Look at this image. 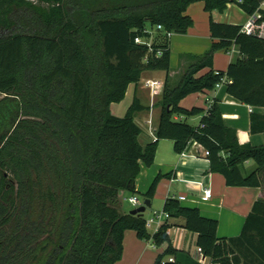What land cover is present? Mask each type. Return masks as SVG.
<instances>
[{"label":"trees","instance_id":"trees-1","mask_svg":"<svg viewBox=\"0 0 264 264\" xmlns=\"http://www.w3.org/2000/svg\"><path fill=\"white\" fill-rule=\"evenodd\" d=\"M198 1L220 13L236 3L247 15L262 2L0 0V264H115L127 229L156 245L168 242L153 264H209L176 248L168 223L151 232L144 214L121 209L123 191L139 193L141 162H154L162 138L171 139L176 152L193 141L207 148L209 170L223 174L226 184L264 189V144L241 143L216 98L206 108L180 103L226 79L233 97L264 106V37L210 16L212 45L170 83L171 37L193 26L187 8ZM234 45L239 58L215 70V52ZM154 70L166 77L154 101L160 107L155 136L143 145L135 116L150 106L137 94L123 115L110 105ZM199 113L198 124L188 122ZM250 131H264V113L251 110ZM249 159L257 166L243 172ZM160 176L145 198H153ZM163 210L184 217L212 263L264 264V197L255 199L240 233L230 236H219L217 218L178 196H167Z\"/></svg>","mask_w":264,"mask_h":264},{"label":"crops","instance_id":"crops-1","mask_svg":"<svg viewBox=\"0 0 264 264\" xmlns=\"http://www.w3.org/2000/svg\"><path fill=\"white\" fill-rule=\"evenodd\" d=\"M199 2L202 1L194 2L187 8V14H189L192 18L193 15L189 9L193 4ZM212 12L215 13L216 11ZM193 21V26H191L186 33L173 34L171 37V70L169 72V80L171 84H176L178 80H180L185 69L193 62L194 56L203 54L212 45L213 40L210 35V31L206 35L207 38L201 39L198 37V35H195L196 30L193 28L195 25L194 18ZM233 23L242 25L244 24L235 22ZM183 42L192 44L191 46L193 48L183 49ZM224 52L231 53V57L228 58L225 63L224 70H226L229 63L236 61L239 56H237L235 59L232 58L233 49ZM175 53L179 55L177 56ZM214 69L222 70V65H214ZM206 71L207 69H204L200 73H205ZM178 75L179 78L177 82L174 83ZM165 77L166 73L164 71H145L142 74L141 80H139L137 83L132 82L129 84V86L132 88V96L129 102L123 106V114L131 104L135 94L139 96L143 104L150 106L149 109H143L135 116L136 122L142 128L139 139L143 145L155 136V128L159 118L160 107L154 105V101L160 97L163 91ZM146 80H158L161 82V84L157 83L151 87L150 85L146 84ZM226 82H223L211 90L189 93L181 99L180 103L185 107L198 105L206 108L213 101V99L216 98L218 99L225 123L237 129V136L241 143L250 142L254 145L264 144V131L254 133L250 131L251 110H249V104L241 102L229 94L227 91ZM129 86L124 98L127 97ZM112 104L113 102L111 103L110 108L113 112ZM252 110L264 113V106H252ZM113 113L117 115H123L116 112ZM202 115L203 113L190 115L187 117V120L192 124H198ZM183 117L184 116L181 115H175L176 119ZM256 166V162L252 159H249L246 160L242 165V170L243 172H248L254 169ZM159 173H165L168 175L170 183L176 188L179 187L181 182L186 184L187 192L180 190L179 193L168 194L167 196H179L181 194H185L186 198L181 199V201L188 200L189 202H187L186 205L198 206L202 214L217 218V234L219 236L239 234L244 220L251 210L255 199L261 196L264 197V189L262 187L236 186L226 184L223 174L209 170V159L203 153L202 145L196 142H192L185 151L176 152L173 148V141L171 139H160L158 142L154 162L149 166L145 165L144 162H141V174L136 178L137 190L139 192L147 190L149 187L148 185L151 184V181ZM191 182L198 186V191H194L196 189L194 185L187 184ZM200 182H203L212 188L213 195L209 200H202L200 198V194L202 192V185H199ZM166 197L163 201H161V204L156 206L152 205L154 199L151 198L150 208L163 209ZM182 203L185 204L184 202ZM184 221L185 220L183 216L171 215L170 217L164 219V223L166 222L169 224L168 232L172 244L176 248L188 251L192 256L198 259V256L200 255L198 250L199 245L197 244L198 234L196 231L188 229L185 226ZM149 230L153 232L152 228H149ZM160 245L161 246L156 245L151 238L148 239L139 237L134 229H127L124 235V250L122 257L117 260L115 264H153L157 255L164 251V249L167 247L168 242H164ZM169 257L170 256H165V259H169ZM201 262L214 264L207 256L205 261Z\"/></svg>","mask_w":264,"mask_h":264},{"label":"rangeland","instance_id":"rangeland-1","mask_svg":"<svg viewBox=\"0 0 264 264\" xmlns=\"http://www.w3.org/2000/svg\"><path fill=\"white\" fill-rule=\"evenodd\" d=\"M189 11L192 13L193 18L195 20V25L193 27L196 30L195 31V33H196L195 35H198V37H200L201 39L207 38L206 35L209 32L208 20H209L210 16H212V18L215 21L225 22V23H233V22H235V23H244L246 21V19H247L246 13H244L242 11V9L236 3H230L228 5L226 11H224L222 13H220L218 11H216L215 13L206 11L204 9V5H203L202 2L193 4L190 7ZM191 45L192 44L187 43V42H183L182 43L183 49H188V48L191 49V48H193ZM194 49H195V47H194ZM231 49H233L232 58L235 59L237 56H240L237 46L234 45ZM175 55L178 56L179 54L175 53ZM200 55H202V54H200ZM195 57H197V55L194 56V58ZM230 57H231V53H229V52H224L223 50L219 51V52H215V54H214V63L213 64L215 66L222 65V70H224L225 69V63H226L227 59L230 58ZM178 78H179V75L177 76V78L174 81V83L177 82ZM131 96H132V88L129 86L127 97L124 98L120 102H113V104H112L113 112H116V113H119V114H123V112H124L123 111L124 110L123 106L126 105L129 102ZM156 117H157V114H156ZM156 120H157V118H156ZM147 166H149V165H147ZM140 174H141V169H140V172H139L138 175H140ZM187 184L194 185V187L196 188L194 191H198V186L196 184H194L192 182L191 183H187ZM200 184L201 183H199V185ZM180 190H184L185 192H187L185 183L181 182L179 187L176 188L175 186H173V184L170 183V179H169L168 175H166L165 173L161 174V176H160V178L158 179V182H157L156 190H155V193H154V196H153L154 200H153V204L152 205L156 206V205L161 204V201H163L164 198L168 194L179 193ZM145 191L146 190L140 191L139 193H136V195L140 198L141 201H143L144 198H145V195H144ZM131 194L132 193H130L127 190L123 191V193L121 194V201H122L121 209L122 210H130L132 207L135 206L129 200V196ZM182 202L187 204V202H189V201L188 200H184ZM156 209L157 210H161L162 208H156ZM153 210H154L153 208L151 209L150 207H147L145 209V211H144L145 217L150 216L152 214ZM158 246H161V245L158 244Z\"/></svg>","mask_w":264,"mask_h":264},{"label":"built area","instance_id":"built-area-1","mask_svg":"<svg viewBox=\"0 0 264 264\" xmlns=\"http://www.w3.org/2000/svg\"><path fill=\"white\" fill-rule=\"evenodd\" d=\"M241 1V0H239ZM259 10H264V0H262ZM257 11L253 14L248 15L247 20L244 22V24L242 25L241 31L245 32L247 34H254L257 35L259 37H264V20L262 19V12L261 11ZM157 29H162L161 25H157L156 26ZM135 41L137 43H147L148 46L151 45V40L149 41H145L140 37H136ZM227 80L224 79L222 81H220L218 85L222 84L223 82H226ZM160 83V81L158 80H146V84L150 85L151 87H153V85ZM249 110H252V106L249 105ZM196 142V141H193ZM198 143V142H196ZM200 144V143H199ZM201 145V144H200ZM203 147V146H202ZM185 151V150H184ZM203 153L207 156L209 154V150L205 147H203ZM202 185V192L200 194V198L202 200H209L212 195V188L209 185L203 184L202 182H200ZM179 199H185L186 195L185 194H181L178 196ZM129 200L135 205L138 206L141 203H143V201L140 200V198L136 195V194H131L129 196ZM171 215L169 214L168 211L166 210H157L154 209L152 214L148 217H146V226L148 228H152L153 232L156 231L163 223H164V219L167 217H170ZM198 250L200 252V255L198 256V259L200 261H205L206 255L202 252L201 247H198ZM170 260L173 259L172 256L169 257Z\"/></svg>","mask_w":264,"mask_h":264},{"label":"water","instance_id":"water-1","mask_svg":"<svg viewBox=\"0 0 264 264\" xmlns=\"http://www.w3.org/2000/svg\"><path fill=\"white\" fill-rule=\"evenodd\" d=\"M151 206V198L146 197L143 200V203H141L138 206H135L134 208H132L130 210L131 213L134 214H143V212L145 211L146 207H150Z\"/></svg>","mask_w":264,"mask_h":264}]
</instances>
